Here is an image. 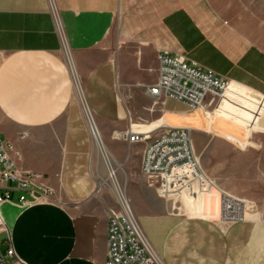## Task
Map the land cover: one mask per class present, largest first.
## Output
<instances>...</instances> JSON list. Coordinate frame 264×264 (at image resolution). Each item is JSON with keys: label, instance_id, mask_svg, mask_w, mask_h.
I'll use <instances>...</instances> for the list:
<instances>
[{"label": "crops", "instance_id": "crops-1", "mask_svg": "<svg viewBox=\"0 0 264 264\" xmlns=\"http://www.w3.org/2000/svg\"><path fill=\"white\" fill-rule=\"evenodd\" d=\"M55 1L62 36L47 0H0V134L20 153L19 167L43 175L56 191L51 204L1 207L17 254L29 264H106L111 207L98 186H111L109 162L164 264H264V115L255 128L245 127L254 117L244 104L258 108L234 94L244 96L248 88L264 96V3ZM62 38L82 80L97 140L75 96ZM166 53L233 82L234 93L210 117L213 126L200 111L148 95L158 57ZM131 124L148 133L190 127L243 149L222 142L230 151L212 155L209 173L248 202L247 219L222 226L213 219L212 200L187 206L160 198L141 173L147 142L120 139Z\"/></svg>", "mask_w": 264, "mask_h": 264}, {"label": "built area", "instance_id": "built-area-1", "mask_svg": "<svg viewBox=\"0 0 264 264\" xmlns=\"http://www.w3.org/2000/svg\"><path fill=\"white\" fill-rule=\"evenodd\" d=\"M47 3L58 33L62 36L56 1L47 0ZM62 46L75 96L90 132L97 140L98 129L86 100L83 83L63 38ZM158 64L157 81L147 89L148 95L162 104L166 100H174L189 111H200L213 126L215 119L212 122L210 117L222 110L224 102L234 93L231 89L233 82L208 68L190 63L183 56L162 54L158 57ZM238 93L234 94L258 108L247 109L248 106L244 104V110L254 117L252 121H244L245 127L252 125L255 128L264 115V96L248 88L246 95ZM233 102L241 103L240 100ZM137 129L131 124L121 133L120 139L130 144L147 142L141 173L149 179L150 187L160 198L178 199L187 206L198 205L201 200H212L216 209L213 219L222 226H232L247 219L248 202L218 188L203 171L194 149L193 128L166 127L151 133ZM19 159L20 153L15 146L0 134V209L5 204L26 209L55 202L56 191L43 175L23 171L18 165ZM106 166L120 202L117 209L109 211L106 264H164L147 238L129 200L125 199L120 187H116L120 185L115 170L109 162H106ZM0 264H29L17 254L1 212Z\"/></svg>", "mask_w": 264, "mask_h": 264}, {"label": "rangeland", "instance_id": "rangeland-1", "mask_svg": "<svg viewBox=\"0 0 264 264\" xmlns=\"http://www.w3.org/2000/svg\"><path fill=\"white\" fill-rule=\"evenodd\" d=\"M251 1H253L259 5L261 3H264V0H251ZM237 104L240 105V103H237ZM238 130H239V132H238L239 137L244 138V130L240 129V128ZM212 136L213 135H207L203 132H196V133L193 132L195 153H196L198 161H199L203 171L206 173V175L209 178H211L212 180H214V182L217 184L218 188L226 191L227 189L224 186H222V184L218 183L216 178L214 176L210 175V173H209V166H210L211 157H212V155H214L217 152H219L220 154H226L228 151H230V149L235 150V151H237V149H238L239 152L244 151V150L241 149L240 147H238L236 144L231 143L234 147L236 146L237 149H235L231 144L227 143L225 140L213 139ZM215 140H217L218 143H214ZM222 142H226L227 144H229L230 149L227 146L223 145L224 143H222ZM251 161H253V165L255 167L260 166L257 158H254V159L252 158L250 160V162ZM240 169H241L240 173L243 174L244 173V161L240 164ZM110 184H111V186H98V193L100 195V199L102 197V199L111 207L110 209H117L120 205L119 204L120 202H119V199H118L117 194L115 192V186H113L111 180H110ZM116 187H120L122 192H124L125 197L129 200L128 194H127V186H116ZM257 189H258V191H260L259 190L260 188L257 187ZM130 205H131L132 209L134 210L131 202H130Z\"/></svg>", "mask_w": 264, "mask_h": 264}, {"label": "bare ground", "instance_id": "bare-ground-1", "mask_svg": "<svg viewBox=\"0 0 264 264\" xmlns=\"http://www.w3.org/2000/svg\"><path fill=\"white\" fill-rule=\"evenodd\" d=\"M84 114V113H83ZM85 116V115H84ZM118 191V190H117ZM123 195H124V197H125V194H124V192H123ZM125 199H127L126 197H125Z\"/></svg>", "mask_w": 264, "mask_h": 264}]
</instances>
